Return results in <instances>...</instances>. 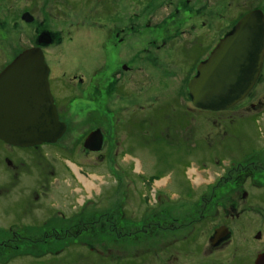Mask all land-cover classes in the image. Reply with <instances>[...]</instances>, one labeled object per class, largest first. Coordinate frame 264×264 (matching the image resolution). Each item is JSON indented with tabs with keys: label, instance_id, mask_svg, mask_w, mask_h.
<instances>
[{
	"label": "rangeland",
	"instance_id": "1",
	"mask_svg": "<svg viewBox=\"0 0 264 264\" xmlns=\"http://www.w3.org/2000/svg\"><path fill=\"white\" fill-rule=\"evenodd\" d=\"M253 8L264 9V0H0V68L22 50L41 46L46 62L62 78V83L56 79L53 82L58 86L56 92L62 104L59 119L66 124L67 133H64L68 135L62 141L26 149L11 147L0 140V264H141L143 257L127 255L133 249L125 248L121 235L119 205L125 189L124 174L128 180L134 179L133 185L149 184L146 190L152 193V181H135L140 177L138 162L143 173L170 182L184 178L189 169L210 168L217 158L239 156L251 145L264 146V112L256 119L242 118L238 116L240 111L236 114L251 100H264V64L248 98L231 110L218 113L219 116L196 110L184 95L185 81L180 84L177 78L175 87L170 89L172 79L163 74L175 67L171 57L174 46L188 47L192 43L197 46L202 42V52L201 49L192 51V73L195 74L198 60L235 25L240 14ZM25 12L32 15L31 22L22 19ZM45 30L52 41L39 44L38 36ZM109 34H112L110 40ZM119 38L123 41L119 42ZM109 44L115 46L111 54L116 60L132 59L135 65L144 67L139 83H129V87L143 93L151 85L147 94H158L120 100L122 104L127 101L129 107L125 106L123 112L140 116V106L149 108L166 99L173 104V109L190 110L193 119H186L192 125L190 132L187 130L189 140L179 139L176 131L156 132L154 127H149L141 136L149 142L148 146L144 150L133 149L129 153L131 159L127 156L123 159L120 149L113 148L111 144L123 137L120 123L115 136L112 132L122 117L120 113L110 112L116 106L108 107L105 96L100 100L102 108L98 111L90 101L87 85L95 62L97 66L104 62L105 46ZM144 49L155 55L147 59ZM150 59L160 62V71L158 67L148 68ZM72 76L82 78L83 90L67 83ZM74 84L77 85V80ZM167 118H161L162 124L170 127ZM180 121L176 118L174 125L184 123V119ZM95 128L104 132L105 142L101 149L90 151L82 142ZM177 137L182 143L174 141ZM238 145L242 148L236 154ZM74 167L89 184L79 177ZM151 193L147 198L152 202ZM130 207L136 209L133 203ZM80 211L84 215L95 213L96 222L85 221L78 230L68 232L64 227L56 233L52 227L42 228L44 221H62ZM25 224L38 228H22ZM113 224L120 226L115 228ZM52 236L58 237L53 244L43 243ZM76 236L79 241L70 240ZM50 245L63 250L36 256ZM125 257H129L128 261ZM157 258L150 252L144 256V262L156 263Z\"/></svg>",
	"mask_w": 264,
	"mask_h": 264
},
{
	"label": "flooded vegetation",
	"instance_id": "2",
	"mask_svg": "<svg viewBox=\"0 0 264 264\" xmlns=\"http://www.w3.org/2000/svg\"><path fill=\"white\" fill-rule=\"evenodd\" d=\"M253 9H260L264 15V9ZM175 13H178V8H175ZM243 14H240L239 18ZM120 31H123V29L117 31L115 35L118 36ZM111 36L112 34H109V40ZM118 41L122 42L123 38H119ZM201 43L196 44L197 46H193L194 43L188 47L174 46L171 57L174 59L175 67H173V70L167 69L163 72L169 80L172 79L170 89L175 87L174 80L177 78L180 84L185 81L186 92L184 95L188 97L190 94L187 85L194 75L192 73V51L193 49H201L200 51L202 52ZM114 47L112 44L105 46L104 62L98 66L95 62L88 81L89 84L87 83L90 86L88 88L90 101L96 106L98 111L102 108L99 104L100 100L105 96L108 107L116 106L110 109V112L115 111L116 114L120 113L122 117V119L118 118L112 132L115 136L117 132L116 127L120 123L119 129L123 132V137H121V140L114 141L111 144L113 148L120 149L123 159L125 158L124 156L131 159L129 153L133 149L141 148L144 150L148 146L149 142L144 141L145 138L141 136L146 134V130L149 127H154L156 132L169 130V132L173 133V131H176L179 139L189 140L186 135L188 134L187 130L190 132V129H192V125H188L186 119H193V116L190 115V110L173 109V104L170 101H166V99L154 103L149 108L140 106V116L128 115V111L123 112L125 106L126 108L129 107L127 101L124 102L125 104H122L120 100H125L128 96H158V94L151 95L153 94L152 92L151 94H147L148 90H151V85L147 87V92L142 91L143 93L136 92L134 88L129 87V83H139L140 71L144 67L135 65L132 59H128L127 61L116 60L117 58L111 54ZM211 50H209L204 58L208 56ZM137 51L139 52V50ZM144 52L147 53V59L155 55V53L153 54L149 50L144 49ZM156 55L157 58H160L157 53ZM139 59L140 56L137 54V61ZM202 59H199L198 62ZM149 64L150 67L147 66L148 68L153 70L154 67H158L160 71V62L157 60L150 59ZM263 64L264 56L262 67ZM5 65L0 68V71ZM47 65L49 68V87L60 118L59 113L62 104L56 92L58 86L55 87L53 80L56 79L57 82L61 81L60 83H62V78L54 74V69L51 65L48 63ZM262 67L258 78L261 75ZM75 80H77V85L74 84ZM66 81L69 84L71 83L74 88L77 87L79 91L83 90L82 86L84 82L81 77L72 76ZM254 85L245 96L227 109L209 110L198 107H195V109L208 113H216L219 116L218 113L231 110L235 105H239L243 100L248 98ZM189 100L193 107L190 97ZM263 107L264 100L258 98L251 100L245 106L243 105L236 111V114L240 111L241 114L238 116L256 119L264 112ZM123 114L126 115L124 119ZM130 116L133 117L130 118ZM162 117H168L167 121L170 122V127L162 124ZM176 118L181 119L180 123L184 119V123L174 125ZM157 123L160 126H157ZM97 129L102 134L101 148L103 147L105 142L104 132L100 128H95L91 129L84 136L82 142L84 148L88 149L84 144L87 135ZM178 137L174 141L182 143V140H178ZM135 138L137 141H134ZM39 145L30 146V148ZM240 145L236 147V154L238 153V148H242ZM9 146L20 149L28 148ZM88 150L94 151L92 149ZM148 157L150 158V156ZM130 159L124 161L130 163ZM228 161L229 163L224 166ZM138 164L140 166L138 176L140 177L135 179V181H152L154 187L152 193L150 191L147 192L146 189L150 187L149 184L147 186L146 184L143 186L133 185L134 179L128 180V176L124 174V180L126 181L124 184L125 189L119 208L123 230V232L121 231V235L125 239V248L128 251L130 247L133 249V252L131 254L128 252L129 254L127 255L136 256L138 259L143 257L141 264H264V146L256 147L251 145V147L244 149L239 156L235 155L226 160L217 158V161L213 162V166L210 168L203 170L196 169L195 173H189L191 170L189 169L188 174L184 178L170 182L169 179L159 180L149 176L145 172L143 173L141 171V164L139 162ZM206 171L207 173L205 174ZM169 183H171V187H168ZM148 193H151L150 195L154 197L152 202L147 198ZM130 203H133L136 209L135 207L132 209ZM84 214V211H80L62 221H44L42 228L52 227L56 233L60 230V227H64L63 229H67L68 232L70 229L78 230L85 225V221H88L90 224L96 222L95 213H90L91 215L88 213ZM112 226L117 228L120 225L113 224ZM22 228L30 229L38 227L25 224L22 225ZM132 231H134V234H132ZM54 238L58 237H47L43 243L53 244ZM77 238L78 236L70 238V240L73 242L79 241L80 239ZM130 241L133 242L130 243ZM63 244L68 245L70 243ZM55 249L54 246H46L36 256H42L45 252H56ZM62 250V248H59L58 251ZM150 252L158 256L156 263L144 262V256ZM125 259L128 261L129 257H125ZM151 259L153 261L154 257H151Z\"/></svg>",
	"mask_w": 264,
	"mask_h": 264
},
{
	"label": "water",
	"instance_id": "3",
	"mask_svg": "<svg viewBox=\"0 0 264 264\" xmlns=\"http://www.w3.org/2000/svg\"><path fill=\"white\" fill-rule=\"evenodd\" d=\"M25 22L33 17L22 14ZM52 41L45 30L39 44ZM264 56V15L260 9L244 13L196 65L188 82L190 99L195 107L227 109L252 88L259 76ZM48 65L41 46L19 52L0 71V140L19 147L54 143L65 132L51 95ZM88 149L99 150L102 134L91 131Z\"/></svg>",
	"mask_w": 264,
	"mask_h": 264
},
{
	"label": "bare ground",
	"instance_id": "4",
	"mask_svg": "<svg viewBox=\"0 0 264 264\" xmlns=\"http://www.w3.org/2000/svg\"><path fill=\"white\" fill-rule=\"evenodd\" d=\"M66 132V131H65ZM67 133V132H66ZM66 133H64L56 142H58V141H62L64 138H67L68 137V135H67V137H66ZM74 169H75V171L78 173V175H79V177L82 179V180H84L85 182H86V184H89V182H88V180L86 179V178H84L79 172H78V169L76 168V167H74ZM196 169H191L190 171H189V173H195L196 171H195ZM198 173V172H197ZM199 174V173H198Z\"/></svg>",
	"mask_w": 264,
	"mask_h": 264
}]
</instances>
